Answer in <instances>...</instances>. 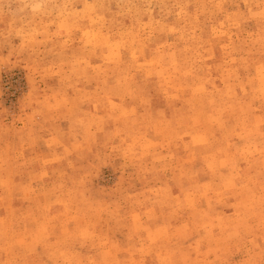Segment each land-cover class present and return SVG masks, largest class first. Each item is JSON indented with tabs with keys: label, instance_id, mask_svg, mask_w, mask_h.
<instances>
[{
	"label": "rangeland",
	"instance_id": "374dc122",
	"mask_svg": "<svg viewBox=\"0 0 264 264\" xmlns=\"http://www.w3.org/2000/svg\"><path fill=\"white\" fill-rule=\"evenodd\" d=\"M0 264H264V0H0Z\"/></svg>",
	"mask_w": 264,
	"mask_h": 264
}]
</instances>
